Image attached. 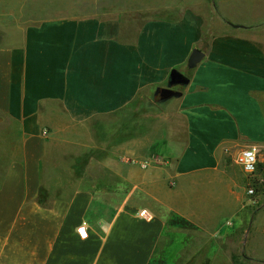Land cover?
<instances>
[{"label": "crops", "instance_id": "0c3cea01", "mask_svg": "<svg viewBox=\"0 0 264 264\" xmlns=\"http://www.w3.org/2000/svg\"><path fill=\"white\" fill-rule=\"evenodd\" d=\"M69 2L0 0V264H264L263 0Z\"/></svg>", "mask_w": 264, "mask_h": 264}, {"label": "built area", "instance_id": "2783aa9c", "mask_svg": "<svg viewBox=\"0 0 264 264\" xmlns=\"http://www.w3.org/2000/svg\"><path fill=\"white\" fill-rule=\"evenodd\" d=\"M258 154V145L250 144L237 150L234 156V160L247 175L253 176L257 169ZM127 160L129 163L137 164L142 168H145L152 163H161L162 161L160 157L155 155L142 160H138L136 158H128ZM247 193L251 196V202H255V190L253 185H250L247 188ZM139 216L148 221L152 219L151 213H149L145 209L139 211ZM76 231L80 238H86L88 235L87 229L84 224L78 226Z\"/></svg>", "mask_w": 264, "mask_h": 264}, {"label": "rangeland", "instance_id": "374dc122", "mask_svg": "<svg viewBox=\"0 0 264 264\" xmlns=\"http://www.w3.org/2000/svg\"><path fill=\"white\" fill-rule=\"evenodd\" d=\"M26 1H27V3L25 4L26 9L29 11L30 14H33V16H35V17L41 16V15H48V14H51L54 12L67 11L73 5V2H69L71 0H26ZM33 2H34V4L35 3L37 4V7L34 6L35 9H32L31 4H33ZM262 4H263L262 7H264V0H263ZM217 13L220 14V16L223 15L226 18L227 22L230 23L231 25H234L232 22H234L238 18H241L242 20L244 19V16H242L244 14V10H241L239 8L238 4H235L234 7H230L229 15H226L222 11H220V12L218 11ZM263 16H264V14H263ZM227 18H229V19H227ZM173 68L179 70L180 72H182L185 75L188 73V71L190 69L187 67V63H185L184 65H181V66H175ZM162 105H165V104H161V102L156 104V106H159V107H161ZM158 143L161 144V142L159 140H157V144ZM160 148H161V146H160Z\"/></svg>", "mask_w": 264, "mask_h": 264}, {"label": "water", "instance_id": "95a60500", "mask_svg": "<svg viewBox=\"0 0 264 264\" xmlns=\"http://www.w3.org/2000/svg\"><path fill=\"white\" fill-rule=\"evenodd\" d=\"M207 44L204 42L200 47H195L192 49L188 60L187 67L194 68L203 58L204 52L203 50L206 48ZM189 82V77L179 70L173 68L169 73V79L165 86L157 87L152 94V102L159 103L163 102L171 97L178 96L181 94L179 90H177L176 86H183Z\"/></svg>", "mask_w": 264, "mask_h": 264}, {"label": "trees", "instance_id": "16d2710c", "mask_svg": "<svg viewBox=\"0 0 264 264\" xmlns=\"http://www.w3.org/2000/svg\"><path fill=\"white\" fill-rule=\"evenodd\" d=\"M263 167H264V162H263Z\"/></svg>", "mask_w": 264, "mask_h": 264}]
</instances>
